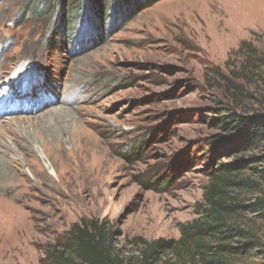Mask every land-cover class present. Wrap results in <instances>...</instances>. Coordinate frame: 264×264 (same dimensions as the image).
I'll return each instance as SVG.
<instances>
[{
	"label": "rangeland",
	"instance_id": "374dc122",
	"mask_svg": "<svg viewBox=\"0 0 264 264\" xmlns=\"http://www.w3.org/2000/svg\"><path fill=\"white\" fill-rule=\"evenodd\" d=\"M82 1L0 0V264H40L83 218L126 254L179 239L219 163L233 199L264 197V145L218 154L228 102L205 83L243 41L264 51V0ZM236 219L261 245L233 264H264V211Z\"/></svg>",
	"mask_w": 264,
	"mask_h": 264
},
{
	"label": "trees",
	"instance_id": "16d2710c",
	"mask_svg": "<svg viewBox=\"0 0 264 264\" xmlns=\"http://www.w3.org/2000/svg\"><path fill=\"white\" fill-rule=\"evenodd\" d=\"M56 1L64 5L69 0ZM84 2L89 4L84 0L79 4L82 10L77 7L69 13H76L77 18L84 10ZM104 2L95 0L101 11ZM226 68L227 72L214 68L217 78H207L205 82L208 90L223 92L228 102L214 110L218 114L216 127L231 134L223 137L224 146L217 152L223 153L227 147L239 153L255 151L264 145V51L252 41H243L235 51L234 62L230 65L229 60ZM253 102L257 108L250 110ZM141 136L146 138L147 133ZM220 137L205 139L206 145L213 147ZM141 143L143 146L145 141ZM218 165L222 169L213 174L204 192L198 218L181 226L179 239L148 240L138 236L131 242L137 253L126 254L116 246L114 233L105 221L83 218L47 246L40 264H233L239 256L252 255L261 244L252 230L237 223L236 216L240 210L264 211V197L250 204L233 199L228 186L236 184L230 178L236 167Z\"/></svg>",
	"mask_w": 264,
	"mask_h": 264
},
{
	"label": "bare ground",
	"instance_id": "6f19581e",
	"mask_svg": "<svg viewBox=\"0 0 264 264\" xmlns=\"http://www.w3.org/2000/svg\"><path fill=\"white\" fill-rule=\"evenodd\" d=\"M16 71V70H15ZM13 76V74H12ZM67 105V104H66ZM5 111V110H4ZM68 109H61L59 111H53V114H55V116H60L59 118H63L64 115L67 113Z\"/></svg>",
	"mask_w": 264,
	"mask_h": 264
}]
</instances>
